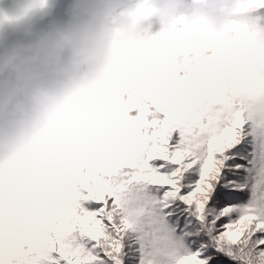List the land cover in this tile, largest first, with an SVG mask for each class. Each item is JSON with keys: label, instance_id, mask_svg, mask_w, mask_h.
<instances>
[{"label": "clouds", "instance_id": "1", "mask_svg": "<svg viewBox=\"0 0 264 264\" xmlns=\"http://www.w3.org/2000/svg\"><path fill=\"white\" fill-rule=\"evenodd\" d=\"M163 58L181 90L169 129L225 98L258 119L264 0H0V224L47 209L87 151L111 150Z\"/></svg>", "mask_w": 264, "mask_h": 264}, {"label": "snow or ice", "instance_id": "2", "mask_svg": "<svg viewBox=\"0 0 264 264\" xmlns=\"http://www.w3.org/2000/svg\"><path fill=\"white\" fill-rule=\"evenodd\" d=\"M173 72L158 62L111 150L87 151L47 209L0 224V264H264V115L225 98L169 129Z\"/></svg>", "mask_w": 264, "mask_h": 264}, {"label": "trees", "instance_id": "3", "mask_svg": "<svg viewBox=\"0 0 264 264\" xmlns=\"http://www.w3.org/2000/svg\"><path fill=\"white\" fill-rule=\"evenodd\" d=\"M60 18V13L58 12L56 18L53 21H50L48 24L44 25L43 27L51 28L57 21H59Z\"/></svg>", "mask_w": 264, "mask_h": 264}]
</instances>
